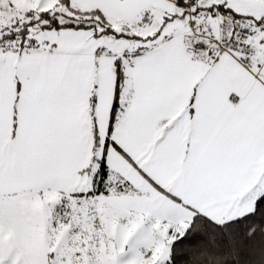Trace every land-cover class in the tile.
<instances>
[{"label": "snow or ice", "instance_id": "1", "mask_svg": "<svg viewBox=\"0 0 264 264\" xmlns=\"http://www.w3.org/2000/svg\"><path fill=\"white\" fill-rule=\"evenodd\" d=\"M0 264H264V0H0Z\"/></svg>", "mask_w": 264, "mask_h": 264}]
</instances>
